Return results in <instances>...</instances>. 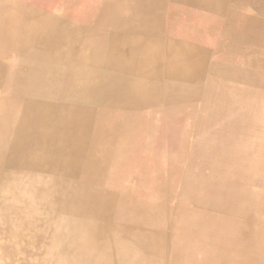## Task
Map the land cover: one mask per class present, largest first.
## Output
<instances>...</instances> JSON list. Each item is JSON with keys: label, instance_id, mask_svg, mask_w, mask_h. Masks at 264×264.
Listing matches in <instances>:
<instances>
[{"label": "bare ground", "instance_id": "obj_1", "mask_svg": "<svg viewBox=\"0 0 264 264\" xmlns=\"http://www.w3.org/2000/svg\"><path fill=\"white\" fill-rule=\"evenodd\" d=\"M29 250L264 264V0H0V264Z\"/></svg>", "mask_w": 264, "mask_h": 264}, {"label": "rangeland", "instance_id": "obj_2", "mask_svg": "<svg viewBox=\"0 0 264 264\" xmlns=\"http://www.w3.org/2000/svg\"><path fill=\"white\" fill-rule=\"evenodd\" d=\"M36 2H42V1H45V0H35ZM78 17L79 18H81L82 17V15H78ZM219 54H222V51H220V53ZM216 55H218V54H216ZM216 58V57H215ZM232 63H230L229 64V70H227L226 71V74H225V77H228L229 79H228V82H224V84H226V86L227 87H232V88H229L228 90L230 91L229 92V95L230 96H233L234 94H237L236 93V91H235V89L238 87V88H240V89H245L246 91H250L251 92V90H253L252 92H251V94H254L255 92H257V91H259V87H258V85H257V83H256V81H255V79L253 78V77H249L250 78V80H251V82L250 83H247V82H243L242 80H239V79H234L236 76H234L233 75V72H232V69L234 68V65L235 64H240V63H235V62H233V61H231ZM235 63V64H234ZM227 72H228V74H227ZM217 73H215V74H213L212 76V78H213V80H212V83L214 84V86L217 88V89H220L221 87H219L220 86V78H219V76L218 75H216ZM192 86H189V87H187V86H184L183 88H191ZM233 87H236V88H233ZM252 87V88H251ZM223 88H225V87H223ZM254 88V89H253ZM256 88H258V90L256 89ZM217 89L215 90L214 89V93L216 94V95H219L218 94V92H217ZM200 106H201V104H200ZM240 109H238V111H239ZM234 114V113H233ZM199 160V159H198ZM38 248H39V244H38V246H37ZM45 252V250L43 251H39V250H29V258L30 259H32L33 260V262H34V264H37V263H39L40 261H41V259H42V257H43V255L45 254L44 253ZM23 260V259H22ZM21 259H19V261H18V259L16 260V263L15 264H20L21 263V261H22Z\"/></svg>", "mask_w": 264, "mask_h": 264}]
</instances>
